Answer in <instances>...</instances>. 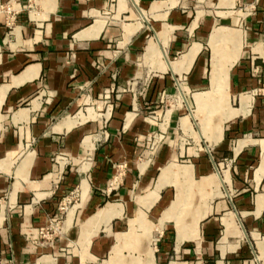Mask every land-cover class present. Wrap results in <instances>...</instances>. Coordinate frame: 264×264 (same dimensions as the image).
<instances>
[{
    "label": "crops",
    "instance_id": "0c3cea01",
    "mask_svg": "<svg viewBox=\"0 0 264 264\" xmlns=\"http://www.w3.org/2000/svg\"><path fill=\"white\" fill-rule=\"evenodd\" d=\"M14 6L0 264H264V0Z\"/></svg>",
    "mask_w": 264,
    "mask_h": 264
},
{
    "label": "built area",
    "instance_id": "2783aa9c",
    "mask_svg": "<svg viewBox=\"0 0 264 264\" xmlns=\"http://www.w3.org/2000/svg\"><path fill=\"white\" fill-rule=\"evenodd\" d=\"M20 12L16 10L14 6V0H0V25L5 26L8 29H11L13 25L15 24L16 17L18 16ZM167 97L165 95H161V103H163ZM165 137L164 133L158 132V133H151L146 136V138L143 140V144L140 145L143 147L144 152H147L149 156L153 155L157 149L164 144ZM142 157V156H141ZM118 174L117 176L121 175L122 167H118ZM113 183H111V186ZM57 222L55 220L52 221V224L50 228L52 231L57 230Z\"/></svg>",
    "mask_w": 264,
    "mask_h": 264
},
{
    "label": "bare ground",
    "instance_id": "6f19581e",
    "mask_svg": "<svg viewBox=\"0 0 264 264\" xmlns=\"http://www.w3.org/2000/svg\"><path fill=\"white\" fill-rule=\"evenodd\" d=\"M222 30H215L213 31V33L210 36V44H214L217 39H219V37L222 36ZM156 51V49H154ZM194 50H190L185 56L184 59L187 61H191L193 56H194ZM216 54V52H215ZM151 57V55H150ZM154 57V56H153ZM158 58V57H157ZM216 79L213 80V85L211 87V92H210V96L213 95L214 93H216L218 90H220V88L218 89V87L216 86ZM221 100V99H220ZM207 103V99L205 98V96H197L195 98V104L197 106V111L195 113V116H200L202 109L205 107V104ZM195 118V117H194ZM264 150V149H263Z\"/></svg>",
    "mask_w": 264,
    "mask_h": 264
},
{
    "label": "rangeland",
    "instance_id": "374dc122",
    "mask_svg": "<svg viewBox=\"0 0 264 264\" xmlns=\"http://www.w3.org/2000/svg\"><path fill=\"white\" fill-rule=\"evenodd\" d=\"M191 110L194 111L195 109L192 108ZM213 116H214V115H211V116L209 115V117H208L207 123H208L209 125H210V123L212 122L211 119H212Z\"/></svg>",
    "mask_w": 264,
    "mask_h": 264
}]
</instances>
